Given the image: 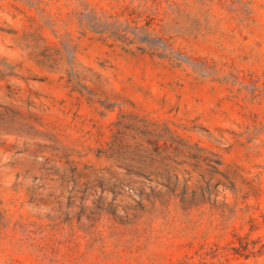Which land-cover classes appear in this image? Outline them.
<instances>
[{"label": "rangeland", "instance_id": "1", "mask_svg": "<svg viewBox=\"0 0 264 264\" xmlns=\"http://www.w3.org/2000/svg\"><path fill=\"white\" fill-rule=\"evenodd\" d=\"M0 264H264V0H0Z\"/></svg>", "mask_w": 264, "mask_h": 264}, {"label": "trees", "instance_id": "2", "mask_svg": "<svg viewBox=\"0 0 264 264\" xmlns=\"http://www.w3.org/2000/svg\"><path fill=\"white\" fill-rule=\"evenodd\" d=\"M101 33H105L106 37H114L117 35V32H115L114 30H109L108 28L106 30H102L100 31ZM151 49H159V46L155 47V46H150ZM165 55V54H164Z\"/></svg>", "mask_w": 264, "mask_h": 264}]
</instances>
